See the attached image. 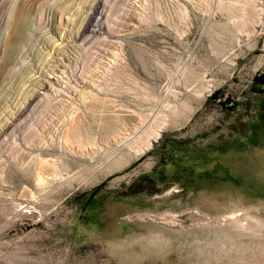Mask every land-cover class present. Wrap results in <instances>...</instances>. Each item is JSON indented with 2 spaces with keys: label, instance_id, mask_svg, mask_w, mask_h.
Here are the masks:
<instances>
[{
  "label": "rangeland",
  "instance_id": "1",
  "mask_svg": "<svg viewBox=\"0 0 264 264\" xmlns=\"http://www.w3.org/2000/svg\"><path fill=\"white\" fill-rule=\"evenodd\" d=\"M261 73L264 0H0V264H264Z\"/></svg>",
  "mask_w": 264,
  "mask_h": 264
},
{
  "label": "trees",
  "instance_id": "2",
  "mask_svg": "<svg viewBox=\"0 0 264 264\" xmlns=\"http://www.w3.org/2000/svg\"><path fill=\"white\" fill-rule=\"evenodd\" d=\"M254 82L256 84H262V88L261 90H259L260 92H263L264 91V73H261V74H258V75H255L254 77Z\"/></svg>",
  "mask_w": 264,
  "mask_h": 264
},
{
  "label": "bare ground",
  "instance_id": "3",
  "mask_svg": "<svg viewBox=\"0 0 264 264\" xmlns=\"http://www.w3.org/2000/svg\"><path fill=\"white\" fill-rule=\"evenodd\" d=\"M69 139V138H68ZM43 161V160H42ZM44 165H46L44 162H40V168L38 169L39 171H38V173L40 174V172H42V169H43V167H44ZM41 169V170H40Z\"/></svg>",
  "mask_w": 264,
  "mask_h": 264
},
{
  "label": "crops",
  "instance_id": "4",
  "mask_svg": "<svg viewBox=\"0 0 264 264\" xmlns=\"http://www.w3.org/2000/svg\"><path fill=\"white\" fill-rule=\"evenodd\" d=\"M261 88H262V86H261ZM261 88L258 89V92H259V93H264V91H263V92H260V91H259V90H261Z\"/></svg>",
  "mask_w": 264,
  "mask_h": 264
}]
</instances>
